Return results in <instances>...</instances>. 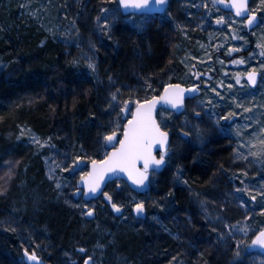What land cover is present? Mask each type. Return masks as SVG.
<instances>
[{
  "label": "rangeland",
  "instance_id": "rangeland-1",
  "mask_svg": "<svg viewBox=\"0 0 264 264\" xmlns=\"http://www.w3.org/2000/svg\"><path fill=\"white\" fill-rule=\"evenodd\" d=\"M250 9L259 20L254 28H249L245 20L221 10L215 0H170L166 11L156 17L122 16L117 0H102L96 6L92 0H0V16L12 17V21L43 31L44 42L50 39L61 44L66 52H78L74 66L96 79L101 76L95 43L112 41L113 27L127 24L141 33L153 25L155 19L167 20L178 34L175 48L181 64L180 71L175 68L171 75L181 85L195 84L201 88L198 97L187 101L182 114L168 110L158 112L161 128L170 135V146L165 155L166 176H160L162 171L153 172L148 192L141 195L134 193L123 180L108 184L94 201L84 202L82 192L77 194V179L86 168L88 172L89 161L85 156L92 153L103 159L109 152L106 135L99 134L101 143H95L89 149L67 150L64 145L59 147L48 131L40 133L26 124L11 134L17 150L36 161L35 170L40 171L41 165L47 183L46 192L57 194L52 203L60 202L71 214L69 221L78 222L81 230V234L67 245L59 244L61 241L37 245L40 253L36 255L44 264H66L73 258L75 264H85L89 257L90 264H139V260L120 257L114 232L107 228L128 226L136 231L146 223L139 218L142 215L170 234L175 242L184 244L185 255L168 254L171 261L166 264L195 263L188 259L194 247L181 236L179 225L175 222V227L171 228L164 222L165 214L173 210L175 201L168 184L187 194L191 208L196 209L214 231L215 241L223 247L218 248L221 255L216 256L215 264H264V247L250 245L255 234L248 229L255 228L258 221L264 222V3L254 0V7ZM221 16L224 20L218 24L217 18ZM104 19L108 20L107 25ZM4 29L2 26L0 33ZM241 58L243 64L231 62ZM89 59L96 64L95 70L88 67ZM253 69L260 73L255 88L245 80V74ZM237 74H240L239 82ZM135 78L137 80L138 76ZM113 85L110 79V113L119 104L111 101L112 93L117 90L118 97H126L133 110L136 99L132 97V88L115 87L113 90ZM126 122L124 118L123 121L115 119L109 125L119 131ZM117 135H122V129ZM222 136L228 140L222 149L227 155L230 153L225 160L228 164L226 170H221L222 176L216 177L217 185L208 183L204 189H192L187 184L185 167L191 165L187 160L194 158H191L190 150L199 152L206 142ZM76 157L81 159L73 164ZM38 158L41 164L36 160ZM18 159L19 154L0 166V196L9 192L14 183L19 184ZM58 183L60 187H57ZM105 192L112 196V201L107 200ZM141 201L144 210L137 213L134 205ZM113 203L122 206L119 211L112 207ZM89 208L93 209L92 214H88ZM24 232L22 240L29 241ZM14 233L17 239L21 237L17 231ZM236 241L242 242L239 247Z\"/></svg>",
  "mask_w": 264,
  "mask_h": 264
},
{
  "label": "trees",
  "instance_id": "trees-1",
  "mask_svg": "<svg viewBox=\"0 0 264 264\" xmlns=\"http://www.w3.org/2000/svg\"><path fill=\"white\" fill-rule=\"evenodd\" d=\"M92 1L96 6L102 0ZM252 7L254 0L250 1ZM11 18L0 16V28L5 27L0 33V166L17 154L20 165L18 186L14 183L9 192L0 196V264H26L23 258L33 252L40 253L37 245L58 244L59 241V244L67 245L81 234V230L78 222L69 221L71 214L60 202L52 203L57 194L46 192L41 165L40 171L35 170L36 161L17 150L11 134L26 124L37 132L51 133L59 147L89 149L95 143H101V135L117 131L109 125L112 120L123 121L119 114L126 97V100L118 97V107L109 111L110 79L114 83L113 90L127 86L132 88L133 98L150 99L153 95L158 96L165 84L178 83L171 74L173 69L179 70L181 64L175 48L178 34L167 20L155 19V23L141 33L127 24L113 27L112 41L95 43L101 76L96 79L74 66L78 52H66L61 44L50 39L44 42L43 31L26 27ZM142 87L144 89L140 90ZM225 138L206 142L199 152L190 150V156L194 158L187 160L191 165L185 167L187 184L192 189H204L208 183L217 185L215 179L222 176L221 170H226L225 160L230 156L223 150L228 143ZM100 157L91 153L85 159L90 164L92 159L101 160ZM36 160L41 164L39 158ZM84 171L87 172V168ZM159 174L166 176L164 170ZM79 176L77 181L81 174ZM168 190L174 194L175 201L173 210L165 214V224L172 228L176 222L181 236L194 247L188 258L195 261L192 264L205 261L215 264L223 247L215 241L214 231L205 224L202 215L191 208L190 198L183 190L171 188V184H168ZM146 217H139L146 223L136 231L128 226L107 228L114 232L120 257L139 260V264H166L171 261L168 254L184 256V244L175 242L170 234L148 222ZM254 226L248 229L256 235L264 229V222L258 221ZM15 231L21 235L19 239ZM24 231L29 241L22 240ZM73 259H68L66 264H75Z\"/></svg>",
  "mask_w": 264,
  "mask_h": 264
},
{
  "label": "snow or ice",
  "instance_id": "snow-or-ice-1",
  "mask_svg": "<svg viewBox=\"0 0 264 264\" xmlns=\"http://www.w3.org/2000/svg\"><path fill=\"white\" fill-rule=\"evenodd\" d=\"M219 2L228 3L230 7L235 8V12L240 15H247V21L251 25L256 17L255 12H248L247 0H219ZM264 3V0H261ZM118 3L125 7H131L133 9H143L150 7L153 3L162 8L167 0H118ZM137 15H143L137 13ZM224 20V17H218L217 23L219 24ZM104 24H108V20L104 19ZM232 63L243 64V58L237 61H231ZM88 67L95 70L96 64L89 59ZM264 67V65H262ZM197 75H199L197 73ZM248 80L253 84L256 83V71L253 69L246 73ZM237 82L240 80V74H237ZM222 86V85H221ZM150 87V86H149ZM196 85L191 86L192 89H196ZM118 93H112L111 101H118ZM185 88L181 84H165L163 86V92L161 95L151 96L150 99H136L135 110L129 105L128 101H123V108L119 114L124 119H127V123L122 127V138L117 135V131L113 130L110 134L105 136V141L109 142L112 151L106 153L104 159L91 161V171L81 173V184L86 187L89 192L103 191L101 185L107 186L108 174H112L115 179H120L118 173L125 172L127 178L132 180L136 185L144 186L146 181H149L150 169L155 170L162 166L165 161V155L168 152V137L169 133L161 128L160 122L156 118L157 105L161 102L170 103L173 107L183 105L184 103ZM111 107V102L110 105ZM130 116V119L128 118ZM118 142L119 147H116ZM163 147V151L159 158L155 155L154 149L160 151ZM81 158L76 157L72 163L76 164ZM61 185L58 183L57 187ZM2 191V189H0ZM77 194L81 193V189L77 187ZM107 197L108 201H112V196L108 193H103ZM255 199V197H253ZM243 203V201H241ZM87 207V205H85ZM112 207L117 211L122 207L116 203L112 204ZM137 213L144 210V202L141 201L134 205ZM93 209H88V214H92ZM229 231H232L229 228ZM246 235V234H245ZM237 246L241 245V241H236ZM251 246L264 247V229H260L250 242ZM30 259L38 261L40 258L33 252L30 255ZM91 258L85 261V264H90ZM43 264V261H40Z\"/></svg>",
  "mask_w": 264,
  "mask_h": 264
},
{
  "label": "water",
  "instance_id": "water-1",
  "mask_svg": "<svg viewBox=\"0 0 264 264\" xmlns=\"http://www.w3.org/2000/svg\"><path fill=\"white\" fill-rule=\"evenodd\" d=\"M169 1L170 0H167V3L162 8L156 6L153 3L150 7L143 8V9H133L131 7L125 8V7L121 6L118 3V0H117V3H118V7H119V10H120V13H121L122 16L137 15V13H142L143 15L155 16V15H161V14H163L166 11V9H167V7L169 5ZM216 2H217L218 7L221 10L232 14L234 17H236L238 19H242V20L247 21V15H243V16L238 15L235 12V8L234 7H230V5L228 3L219 2V0H216ZM247 6H248L247 10H248V12L250 14L251 13L250 7H249L250 6V0H247ZM258 22H259V20H258V17L256 16L254 21H253V23L251 25H249L248 23H246V24L249 26V28H254V27H256L258 25ZM245 80H246V82L248 83V85L251 88H255L258 85V83H259L260 73L256 71V83L255 84H253L250 80H248L246 74H245ZM173 84H178V83H173ZM184 88H185V95H184V103H183V105L173 107L170 103L161 102L160 104L157 105L156 118H157L158 112L160 110H168V111L174 112L175 114H182L184 112V110H185L187 101L193 100L194 98L198 97L201 94L200 86H197L196 89H192L191 86H184ZM162 92H163V89H162V91H161V93L159 95H161ZM134 110H135V107L133 108V111ZM120 137L122 138V135ZM168 141H169V144H168V149H169V146H170V135L168 137ZM107 145H109V142H107ZM109 147H111V146H109ZM116 147H119L118 142L116 143ZM111 151H112V147H111V149L109 150L108 153H110ZM161 151H163V147H161L160 151H156L154 149V152H155V155L157 156V158H159V156L161 154ZM165 161H166V159H165ZM165 166H166V162L162 166H160L158 168H155V170L150 169L149 181H146L144 186L136 185L132 180L127 178V174L125 172L118 173V175L120 176V179H115L112 174H108V177L106 178V180L108 181L107 185L110 184L111 182L116 181V180H123L127 184V186L134 193H136L138 195L145 194L146 192H148V190L150 188V182H151L152 173L153 172H161V171H163ZM88 171H91V163L88 166ZM76 187H79L81 189L83 201L84 202H90V201H94L95 199H97L102 194V192L105 190V188L107 186H104L102 184L101 187H102L103 191H99L98 190L97 192H89V191L86 190V187L81 184V179H79L77 181ZM40 261H42V260L41 259L38 260V261L31 260L30 259V255H27L25 257V263L26 264H40ZM43 264H44V262H43Z\"/></svg>",
  "mask_w": 264,
  "mask_h": 264
},
{
  "label": "flooded vegetation",
  "instance_id": "flooded-vegetation-1",
  "mask_svg": "<svg viewBox=\"0 0 264 264\" xmlns=\"http://www.w3.org/2000/svg\"><path fill=\"white\" fill-rule=\"evenodd\" d=\"M216 1V0H215ZM251 1V0H250ZM216 4H217V2H216ZM155 16H157V15H155Z\"/></svg>",
  "mask_w": 264,
  "mask_h": 264
}]
</instances>
